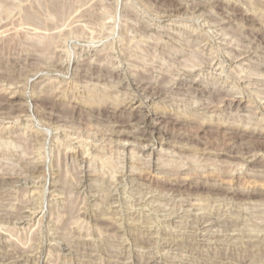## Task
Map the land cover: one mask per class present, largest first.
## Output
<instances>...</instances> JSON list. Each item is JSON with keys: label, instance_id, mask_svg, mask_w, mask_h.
I'll return each mask as SVG.
<instances>
[{"label": "rangeland", "instance_id": "rangeland-1", "mask_svg": "<svg viewBox=\"0 0 264 264\" xmlns=\"http://www.w3.org/2000/svg\"><path fill=\"white\" fill-rule=\"evenodd\" d=\"M263 132L261 0H0V264L264 248Z\"/></svg>", "mask_w": 264, "mask_h": 264}, {"label": "bare ground", "instance_id": "bare-ground-1", "mask_svg": "<svg viewBox=\"0 0 264 264\" xmlns=\"http://www.w3.org/2000/svg\"><path fill=\"white\" fill-rule=\"evenodd\" d=\"M262 2H264L263 0H261ZM254 6V5H253ZM237 14V13H236ZM255 29V28H254ZM256 31V30H255ZM259 32V31H258ZM255 37V36H254ZM67 66V65H66ZM122 79V78H121ZM138 81V80H137ZM140 82H141V80H140ZM148 82V81H147ZM131 84V83H130ZM133 84V83H132ZM138 84V83H137ZM135 85V84H134ZM167 87V86H166ZM152 88V87H151ZM154 89V88H153ZM157 91V90H156ZM159 91V90H158ZM160 91H164V89L162 90H160ZM48 93V92H47ZM154 93H155V90H154ZM158 93H161V92H158ZM150 94H151V92H150ZM226 94V93H225ZM227 94H229V93H227ZM153 95H156V94H153ZM158 95V94H157ZM156 95V96H157ZM161 95V94H160ZM222 95V94H221ZM230 95V94H229ZM223 96V95H222ZM228 96V95H227ZM97 98V97H96ZM101 98V97H100ZM107 98V97H106ZM152 98H154V96H152ZM218 98V97H217ZM221 100L222 98H220V96H219V98H218V100ZM214 101V100H213ZM103 102V101H102ZM125 102V101H124ZM218 102V101H217ZM95 103V102H94ZM108 103V102H107ZM95 106V105H94ZM119 106V105H118ZM139 111H140V109H139ZM135 112V111H134ZM83 113V112H82ZM136 113V112H135ZM135 115V114H134ZM138 115V114H137ZM119 116V115H118ZM132 116V115H131ZM136 116V115H135ZM140 117H141V120H142V122L143 123H145V124H147L148 122H150V120H152L153 119V113L152 112H150V111H147V112H145V113H143V114H141V115H139ZM125 117V116H124ZM179 120H180V118H179ZM178 121V120H177ZM225 124V123H224ZM222 125V124H221ZM230 125H232V124H230ZM237 126V125H236ZM236 126H229V127H227V128H230L231 130H232V133L233 134H238L239 132H242V134H244V135H247L248 133L250 134V133H252L253 134V132H251V131H249V130H247L246 129V127H244V130L242 129V128H239V127H236ZM118 130V129H117ZM142 131H145V130H142ZM120 132H122V131H120ZM130 132H132V131H130ZM130 132H127V134H121L120 135V137H123V136H129L130 138H131V136L133 137V135L132 134H130L129 135V133ZM141 132V131H140ZM116 133V132H115ZM122 133H124V131L122 132ZM125 133H126V131H125ZM141 133H143V132H141ZM261 133V132H260ZM117 134L118 133H116V136H117ZM241 134V133H240ZM252 134L250 135V136H252ZM140 135V134H139ZM138 135V136H139ZM239 135V134H238ZM259 135V134H258ZM258 135L256 136V137H258ZM37 136V135H36ZM137 136V135H136ZM136 136L135 137H133V138H136ZM236 136V135H235ZM143 137H144V135H143ZM244 137V136H243ZM249 137V136H248ZM260 137H263L264 138V132H263V135L261 136L260 135ZM118 138H119V136H118ZM139 138V137H138ZM249 138H251V137H249ZM141 139H142V136H141ZM144 139H145V137H144ZM148 139V138H147ZM183 139V138H182ZM186 139V138H185ZM70 140H72V139H70ZM121 141V140H120ZM70 143V142H69ZM264 144V143H263ZM250 148V147H249ZM248 149V147L246 148V150ZM252 149V148H251ZM249 150L250 149H248V152H249ZM253 150H254V148H253ZM253 152V151H252ZM102 155V154H101ZM255 157V154H254V156H253V158ZM244 158V157H243ZM90 159V158H89ZM255 161V160H254ZM40 164V163H39ZM149 164V163H148ZM147 167V166H146ZM148 167H149V165H148ZM39 168V167H38ZM42 168V167H41ZM32 169V168H31ZM35 171V170H34ZM167 172V171H166ZM10 174V173H9ZM163 174H164V172H163ZM171 174V173H170ZM226 174H215L214 175V177H218V179H223L224 177L223 176H225ZM255 176V175H254ZM213 177V178H214ZM201 183V182H200ZM135 184H138V183H135ZM139 185H141L140 183H139ZM137 186V185H136ZM200 186H203V187H209V188H211V189H221V190H224L225 192H227L228 194H232V193H229V192H231V191H229V188L227 187H222V185L220 186V185H216V184H207V183H201L200 184ZM95 188V187H94ZM110 189V188H109ZM146 191V190H145ZM256 193H258V192H255V191H247V192H244V191H240V192H237V194H245V195H252V194H256ZM236 194V193H235ZM235 197V196H234ZM173 211V210H172ZM203 214V213H202ZM212 215H214V214H212ZM192 216V215H191ZM213 217V216H212ZM228 217V216H227ZM196 218H199V219H201V218H203L204 219V221H208L211 217H210V214H209V216H208V214L207 215H205V212H204V215H200V216H197ZM217 218V217H216ZM214 219H215V217H214ZM197 220V219H196ZM218 220V219H217ZM200 222H201V220H200ZM203 222V221H202ZM206 223V222H205ZM215 223V222H214ZM217 223H219V222H217ZM209 225V224H208ZM233 225H234V223H233ZM235 226H237V225H235ZM230 227V226H229ZM232 227V226H231ZM262 227V226H261ZM237 229V228H236ZM134 242V241H133ZM149 243V242H148ZM254 245V244H253ZM189 246V245H188ZM255 246H256V243H255ZM254 246V247H255ZM258 247V246H257ZM256 247V248H257ZM252 250V249H251ZM217 257V256H216ZM212 258V259H210V262H209V264H245V262H246V264H263V258L262 257H264V248H257V249H255V250H253V251H250V252H247L246 254H244V255H242V256H235V257H232V256H219L218 258ZM262 258V259H261ZM248 262V263H247Z\"/></svg>", "mask_w": 264, "mask_h": 264}]
</instances>
